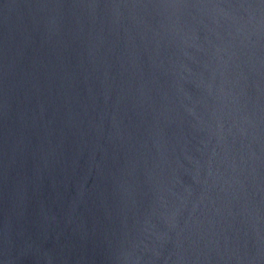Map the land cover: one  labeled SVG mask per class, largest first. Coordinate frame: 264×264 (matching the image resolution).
<instances>
[{
    "label": "water",
    "instance_id": "1",
    "mask_svg": "<svg viewBox=\"0 0 264 264\" xmlns=\"http://www.w3.org/2000/svg\"><path fill=\"white\" fill-rule=\"evenodd\" d=\"M0 264H264V0H0Z\"/></svg>",
    "mask_w": 264,
    "mask_h": 264
}]
</instances>
